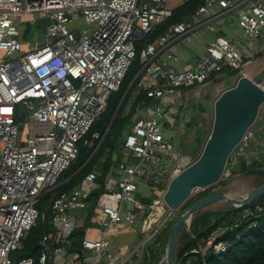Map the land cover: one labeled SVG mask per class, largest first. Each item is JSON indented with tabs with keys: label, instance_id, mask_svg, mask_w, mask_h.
I'll return each mask as SVG.
<instances>
[{
	"label": "built area",
	"instance_id": "obj_1",
	"mask_svg": "<svg viewBox=\"0 0 264 264\" xmlns=\"http://www.w3.org/2000/svg\"><path fill=\"white\" fill-rule=\"evenodd\" d=\"M241 4L246 8L237 22L243 33L261 35V0H204L191 17L139 47L137 91L145 90L156 104L149 115L136 118L124 136L123 148L138 162L118 164L114 185L105 187L98 199L106 215L99 237L83 238L81 247L69 252V264H137V252L148 254L149 243L172 218L174 210L162 197L146 204L135 195L138 186L145 184L143 177L168 183L188 164L161 122L172 106L170 98L183 87H192L194 95L200 96L204 83L225 66L237 69L236 79L246 74L236 45L217 33L215 24L218 14ZM214 7L220 12L214 14ZM171 12L167 0H0V264H34L31 256L14 259L12 252L22 248L28 230L47 212L56 227L39 238L38 261L53 264L55 258H65L77 226L72 210L85 207L86 202L80 185L55 192L59 177L76 159L79 139L120 87L134 59L136 42ZM25 16L32 22L41 17L49 20L45 31L37 32V38L40 33L44 38L26 49L21 28ZM77 18L83 19L84 26L71 28ZM202 25L214 36L196 67L176 70L165 59L156 60L161 50L172 57L171 43L190 37ZM261 128L253 123L246 129L229 154L223 175L237 163L256 160L251 143ZM99 137L98 132L92 133V140ZM96 179V171L84 177ZM43 190L52 193L47 212L37 208ZM137 221L139 228L133 224ZM122 222L131 223L142 235L123 253L112 247L107 236ZM215 236L192 251L203 255L212 247L213 253L222 252L229 244L215 241Z\"/></svg>",
	"mask_w": 264,
	"mask_h": 264
},
{
	"label": "trees",
	"instance_id": "obj_2",
	"mask_svg": "<svg viewBox=\"0 0 264 264\" xmlns=\"http://www.w3.org/2000/svg\"><path fill=\"white\" fill-rule=\"evenodd\" d=\"M203 1L204 0H184L182 3L172 8L170 16L156 24L149 33L136 42L134 59L120 87L110 94L105 110L93 122L89 130L79 139L77 143V157L70 167L60 175L59 181L71 176L67 181L62 183L55 192L67 191L72 188L93 169V166L99 158L104 156L105 161L102 172H98L100 174L98 176L100 186L87 197L88 201L92 203L90 207V211L92 212V208L94 207L93 204L98 201L103 191V179L106 175V171L110 165L114 163L113 155L122 149L124 144L123 134L130 129L133 123L132 117L136 111V106L140 104L141 101L146 105H152L155 100L147 96L145 90L141 89L135 94L133 103L130 105L128 111H126L135 89L139 86V78H137L126 95L112 125L108 129L110 119L123 93L140 69L141 60L138 52L139 47L143 43L153 41L159 35L163 34L170 25L192 16ZM220 72L224 73L212 75L211 79L213 82L223 80L227 74H235L237 69L225 66ZM234 82L231 83L227 81L225 84L226 86H231ZM211 100L212 95L208 91L190 103L192 113L189 121L186 123V127L187 131H190L192 128L195 130L193 139L190 142L185 143L184 140H181L180 152L184 163H190L199 155L203 143L209 134L211 124L207 122L205 113L208 111V105ZM94 132H98L100 137L92 140V133ZM102 137L103 140L97 148L96 153L92 159L84 165V162L92 154ZM91 142L92 144H90ZM260 166L262 165L258 161L250 163L240 162L238 166L236 165L232 168L229 174L222 175L218 182L192 193L178 210L175 211L172 218L167 221L165 227L155 240L149 243L147 247L148 254L144 253L140 264H157L159 262L165 252L172 223L189 205L197 199L216 190V186L227 183L231 176L245 174L249 169ZM250 175L252 177L251 183L253 186L264 183V174L252 173ZM154 186L153 192L158 188L162 189L163 192L166 187V185L159 187V184H155ZM51 195L52 193L46 190L40 193L37 202V208L40 211L44 210L47 212L46 209ZM153 196L154 194H152L151 197H144V202H146V204L151 203L154 200ZM253 202L254 207H251L250 203L239 207L227 205L221 209L201 210L199 213L194 214L189 224V230L184 227L185 229H181L180 231L170 264H264V194L255 198ZM52 228L48 212L45 214L44 218L39 216L36 224L28 230L23 238L22 248L13 251L12 257L16 259L24 256H31L34 260V264H40L38 261L40 252L39 238L43 233L52 231ZM214 233L216 235L215 241H223L229 244L225 250L220 253H213L211 247L208 248L207 252L203 255L192 251L198 246L205 245L206 241ZM82 237L83 231L79 229L71 234L70 238L72 244L69 247L70 250L73 251L80 248Z\"/></svg>",
	"mask_w": 264,
	"mask_h": 264
},
{
	"label": "crops",
	"instance_id": "obj_3",
	"mask_svg": "<svg viewBox=\"0 0 264 264\" xmlns=\"http://www.w3.org/2000/svg\"><path fill=\"white\" fill-rule=\"evenodd\" d=\"M261 1L264 2V0H261ZM182 2L183 0H181L180 3ZM245 8H246V4H241L239 5V7L227 9L221 12L220 14H218V16L215 19V24L217 26V33L227 37L236 45L239 51V54H240L241 65L245 73L252 79L259 82L261 85H264V31L262 32L261 35L257 37H251L243 33L241 27L239 26L237 22V19H238V15L240 11ZM212 11L215 14V13L220 12V9L218 7H214L212 8ZM213 36H214V32L210 31L208 28L202 25L199 28H197L196 33L191 35L190 37L179 38L173 43H171L170 46L172 47V50H173L172 57H167L165 53L166 51L161 50L160 52H158L156 56V60L165 59L167 61V65L175 68L176 70L194 68L196 67L197 62L199 58L201 57V55L204 53L206 45H208L213 40ZM25 41L26 39L24 37V42ZM24 49H26L25 44H24ZM219 73H224V72H218V74ZM237 73L238 72H236L235 74H230V75L227 74V76L224 77L223 80L221 81L224 84L227 81L232 83L236 80ZM218 74L215 73L213 75H218ZM211 77L204 83L200 96L208 91L211 94L210 87L214 83ZM138 87L135 89V92L132 95V98L126 108V111H128L130 105L133 103L135 94H137V92L141 90L140 89L139 91H137ZM200 96L197 97L194 95V89L192 87H183L179 89L178 92L173 97L170 98L169 104L171 103L172 106L170 107V110L168 111V113L165 114V116L161 118V122L164 125L166 135H168V137L172 139L174 143L176 141H175V136L172 134V131L174 130L175 125L178 126V129L180 127L186 126V123L189 121L191 117V113H192V107H190V103L194 101L195 99L199 98ZM155 104H156L155 100L152 105H146L143 101H141L140 104L136 106V111L132 117L133 122L136 120V118L140 116L149 115L153 107L155 106ZM208 108H209V105H208ZM254 125L258 127L262 126V128L257 131L255 138L251 143L252 145L251 150H252V154H254V158L256 159L255 161H258V162L260 161L262 166H264V104H262L259 109ZM23 132H25V130ZM126 132L127 131H125L123 134V140H124V136ZM102 140H103V137L101 138L100 142L98 143V145L95 147L94 151L92 152L93 154L92 157L96 153L97 148L99 147ZM181 140L182 139L179 140L178 145H180ZM113 159H114V163L110 165V167L106 171V175L104 176L103 189L105 187H108L110 184L114 185L115 177L117 176L116 175L117 166L120 162H123V161H127L129 163L138 162V159L133 157V155H131L123 147L120 151L114 153ZM104 161H105V157L101 156L99 160L93 166V169L90 170L94 172L96 171L97 179L95 181L91 182L88 180H84V177H85L84 176L78 183L74 185V186L76 185L81 186L82 193H83V196L86 202L85 207H82V208L78 207L72 210V215L77 225L74 231L78 229L82 230L83 231L82 239L83 238H91V239L98 238L100 228H101V223H100L101 219L102 218L106 219V215L99 207L98 201H96L95 204H93L94 207L92 208V212H91L90 207L92 203L88 201L87 199V197L91 195V193L94 192L100 186V182L98 178L100 174L98 172H102ZM239 164L240 163H237V166ZM244 175L246 177H250V180H251L252 177L250 174H244ZM70 176L65 178L64 180L58 181V184L56 185L54 190H56L60 185H62V183L67 181L70 178ZM143 180H145V184L143 183L138 186V190L135 195L136 198H138L142 202H144L143 200L144 197H151L152 194H154L153 190L155 188L154 186L155 184L157 185L159 184V187L167 185V182H164L165 179L163 181L155 182L154 179H152L151 177H147V178L143 177ZM161 197H158L155 199H159ZM174 213H175V210H174ZM76 215L78 217H76ZM140 215L141 213L138 212V216ZM49 221H50V218H49ZM133 224H135L134 226H136L137 228L140 227V222L138 221L134 222ZM51 225L53 227L52 228V231H53L56 226L53 225L52 222H51ZM134 226L131 223L122 222L116 228L109 229L107 236L109 237L112 243V247L116 248V250L122 253L130 249V247H134L136 245L137 239L142 236L140 235L138 231L133 230ZM69 247H68V250L66 251V254L64 255L65 258H61V256L58 258H55L53 261V264H69L67 262V258L70 256L69 252L72 251L70 250ZM144 253H145L144 251H142V253L137 252V254L135 255V258H137L138 260L137 264H139L142 261V257Z\"/></svg>",
	"mask_w": 264,
	"mask_h": 264
},
{
	"label": "water",
	"instance_id": "obj_4",
	"mask_svg": "<svg viewBox=\"0 0 264 264\" xmlns=\"http://www.w3.org/2000/svg\"><path fill=\"white\" fill-rule=\"evenodd\" d=\"M47 17H41L35 22V27H45ZM79 36L75 32V37ZM44 38L40 33L37 40ZM139 74H135L127 89L123 93L108 125H112L119 109ZM264 102V88L246 74L240 75L233 85L226 87L213 101V117L209 134L207 135L199 155L184 168L170 178L162 199L173 209L178 208L191 196L194 189H204L220 180L227 164V159L233 148L240 142L246 129L252 125L258 115L260 106ZM91 154L84 164L92 158ZM84 166V165H83ZM264 174V167H253L245 174ZM264 194V183L252 187L245 195L233 196L225 190H214L197 199L189 205L172 223L169 239L162 258L157 264H170L178 236L183 227L189 230V224L194 214L199 213L205 206L222 201L227 205L239 207L250 203ZM149 210V209H148ZM147 210V211H148Z\"/></svg>",
	"mask_w": 264,
	"mask_h": 264
},
{
	"label": "rangeland",
	"instance_id": "obj_5",
	"mask_svg": "<svg viewBox=\"0 0 264 264\" xmlns=\"http://www.w3.org/2000/svg\"><path fill=\"white\" fill-rule=\"evenodd\" d=\"M181 0H167V5L170 8H174L175 6L179 5ZM21 20L24 21V23L21 25V28L24 30V37L26 41L24 42L25 47L28 48L30 45L33 48V44L35 40H37V32L45 31L44 27H35V22H32L30 20V16H25ZM84 26V22L82 18H77L73 23L70 24L71 28H78ZM30 48V49H31ZM228 86H226L222 81H217L212 84V86L209 88L211 90L212 100L209 102V108L207 113H205V117H207V122L211 124L212 117H213V101L214 99ZM19 112H22L21 106L19 107ZM194 128L190 129V131H187V127H180L178 129V126L175 125L174 130L172 131V134L175 136V147L178 150L180 149V145H178V142L180 139L184 140L185 143L190 142L193 139L194 135ZM253 187L250 177H246L244 174H236L230 177V180L227 181V183L223 185L216 186V190L222 189L225 190L227 193L233 195V196H242L245 195L251 188ZM200 189H194L192 193H195L199 191ZM162 195V189H155L153 199L161 197ZM127 204H130L127 202ZM227 206L225 202L222 201H216L213 202L203 208V210H216L221 209ZM177 211V210H175ZM76 217H78L76 215ZM185 228L183 227L182 230ZM141 263V262H140ZM139 263V264H140Z\"/></svg>",
	"mask_w": 264,
	"mask_h": 264
}]
</instances>
